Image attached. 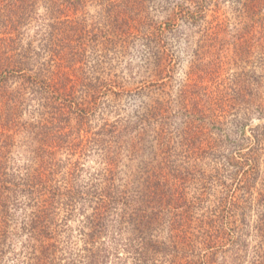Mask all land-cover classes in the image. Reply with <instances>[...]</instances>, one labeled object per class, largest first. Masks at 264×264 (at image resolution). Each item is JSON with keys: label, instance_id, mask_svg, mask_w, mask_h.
Wrapping results in <instances>:
<instances>
[{"label": "rangeland", "instance_id": "rangeland-1", "mask_svg": "<svg viewBox=\"0 0 264 264\" xmlns=\"http://www.w3.org/2000/svg\"><path fill=\"white\" fill-rule=\"evenodd\" d=\"M34 75L70 80L78 103L57 109L34 92ZM260 106L264 0H0V264H34L40 254L38 209L51 200L28 197L20 182L54 169L48 185H68L61 174L77 167L84 186L114 188L108 211L120 214L128 197L137 220L111 221V233L92 239L84 219L99 204L82 201L73 216L57 204L58 230L45 240L66 250L60 264H83L86 248L110 241L144 248L141 264H176L166 220L175 211L158 215L171 200L166 184L184 192L175 201H191L196 232L199 205L215 200L209 190L233 194L251 169L247 138L264 120L247 122L244 111ZM104 124L114 125L109 143L87 147ZM260 175L264 163L251 187L262 188ZM142 204L152 216L137 235Z\"/></svg>", "mask_w": 264, "mask_h": 264}, {"label": "trees", "instance_id": "trees-1", "mask_svg": "<svg viewBox=\"0 0 264 264\" xmlns=\"http://www.w3.org/2000/svg\"><path fill=\"white\" fill-rule=\"evenodd\" d=\"M63 79L62 76L34 75L32 83L35 93H38L40 96L43 95V97L50 101H57L56 105H59L57 109L61 111L63 108L74 106L78 103L73 100L74 98L70 99L74 93L73 85L69 84L70 80L66 82ZM54 106L52 103V107ZM79 106L82 107L81 103H79ZM80 112L84 116L87 114L85 109ZM254 113H257L260 121L264 120V106L255 109L246 108L244 120L247 122L251 120V115ZM65 114V112L58 113V119L61 120ZM82 114H80L81 117L83 116ZM47 125L50 126L49 124ZM106 125L101 126L97 132H94L92 137L86 140L87 147L93 146L94 148L96 145L102 149L106 143H109L111 137H113L110 133L115 130L110 128L114 125ZM167 135L170 136L169 132ZM165 140L164 145L172 146L170 137H166ZM247 140H250L247 160L251 164V169L244 171L243 184H240L238 190L236 189V192L234 191L233 194L232 190L212 189V193L209 190V196H214L215 200L213 202H202L199 205L202 208V212L197 219L196 232L192 233L188 229L192 221L190 215L191 201H175L174 199L177 196L183 197L184 192L179 191L177 187H168V184H166L165 195H168L171 200L169 199L170 202L166 200L161 204L158 215L164 213V217H166L167 213L175 211L174 217L165 219L169 220V224L173 227L174 234L171 240H174L173 245L178 251L177 257L179 259L176 264H264V185L261 189H256L254 186L251 187L256 174L260 172V166L264 163V122L258 123L253 128L252 135L248 136ZM113 142L115 141L113 140ZM58 145L60 144L58 143ZM47 154L51 155V153ZM73 166L80 165L75 164ZM56 172L52 169L48 173L53 175ZM48 173L38 171L32 176L33 182H20L21 186L25 187L21 188L20 191L25 192L28 197H45L43 199L45 202L51 200L48 203L42 204L38 209L39 215L41 212H44L46 217H37V223L40 224L39 227H42L39 234L41 232L43 241H41V248H39L40 254H38L39 256L36 258L34 264H60V261L65 259L62 253L67 252L66 250L61 252L57 240L56 242H47L45 240L54 238L53 234L58 230L55 222L58 215L56 210L57 204L66 203V208L71 216H73V213H82L81 209L77 210L80 203H83L82 201L88 202L90 200L99 204L98 208L89 216L86 215L84 219L86 225L88 224V231L91 230L88 235L92 239L97 234L103 235L105 230L111 233L113 228L108 225L111 221H119V219L122 220L124 218L129 220L127 221L128 224H131L137 220L132 215L133 211L131 208L133 204L128 197L127 199L125 198L124 206H122L124 208H121V215L108 211L106 205L114 200V188H103L97 185L96 182H93L95 185L84 186L79 180L81 176H78V167L71 171L62 172L61 177L70 180L68 181V185L64 186H58L55 183H53V187L49 186L48 181L50 180V176ZM113 173L111 171L110 176ZM105 175H107L106 178L108 180L112 179L108 174H104V177ZM100 176L102 175L94 173V179H98ZM260 180L264 184V175H260ZM255 193L256 196L253 195ZM81 207H83L82 204ZM145 207L147 205L142 204L140 212L136 214L141 218H139V222L134 228V232L137 235L144 233L146 218L147 216H152L148 212H142V210H146ZM251 209L257 214L255 220L249 218V210ZM154 215L156 214L154 213ZM116 231L118 234L124 235L128 230L127 228L118 227ZM178 240L180 241L177 243ZM86 250L87 254L85 255L83 264H130L131 262L141 264V262L145 263L148 259V252L144 248L138 249L132 244L130 247L129 243L121 244L118 242L112 244L111 241L102 242L99 247L97 246V249L88 247ZM65 264L76 263L70 259Z\"/></svg>", "mask_w": 264, "mask_h": 264}]
</instances>
